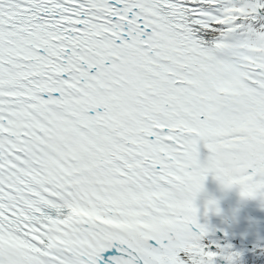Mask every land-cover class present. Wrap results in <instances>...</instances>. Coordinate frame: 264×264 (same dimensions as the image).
I'll use <instances>...</instances> for the list:
<instances>
[{"label":"snow or ice","instance_id":"1","mask_svg":"<svg viewBox=\"0 0 264 264\" xmlns=\"http://www.w3.org/2000/svg\"><path fill=\"white\" fill-rule=\"evenodd\" d=\"M210 176L264 204V0H0V264H242Z\"/></svg>","mask_w":264,"mask_h":264},{"label":"bare ground","instance_id":"2","mask_svg":"<svg viewBox=\"0 0 264 264\" xmlns=\"http://www.w3.org/2000/svg\"><path fill=\"white\" fill-rule=\"evenodd\" d=\"M201 151L202 159L206 158L208 155L207 150L202 148ZM205 188V192L201 194L197 201V206L200 208L201 221L208 223L218 231H227L229 240L238 251L244 254L242 264H254L252 263L254 257L256 254L262 253V251H255L250 234L253 229L260 227L259 224H262L263 227L264 204L259 200H243L238 188L225 190L211 176L208 178ZM213 199L219 201L222 212L220 215L212 212L205 216L206 204Z\"/></svg>","mask_w":264,"mask_h":264},{"label":"rangeland","instance_id":"3","mask_svg":"<svg viewBox=\"0 0 264 264\" xmlns=\"http://www.w3.org/2000/svg\"><path fill=\"white\" fill-rule=\"evenodd\" d=\"M259 225L260 227L257 225L258 227L255 228L257 229V231L258 230L259 231L257 232L255 231V229H253L254 231L252 230L250 234V239L253 241L252 245L254 246L255 251L256 252L260 250L262 251V253L256 254V256L254 257V261L252 262L254 264H264V224H263V227H262V224H259Z\"/></svg>","mask_w":264,"mask_h":264}]
</instances>
